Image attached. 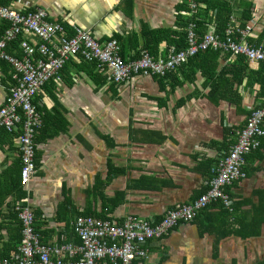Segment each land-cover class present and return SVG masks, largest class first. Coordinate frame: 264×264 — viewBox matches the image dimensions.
Returning a JSON list of instances; mask_svg holds the SVG:
<instances>
[{
  "label": "crops",
  "instance_id": "obj_1",
  "mask_svg": "<svg viewBox=\"0 0 264 264\" xmlns=\"http://www.w3.org/2000/svg\"><path fill=\"white\" fill-rule=\"evenodd\" d=\"M228 2L237 26L249 31L248 40L264 46V0ZM8 5L24 12L45 8L52 22L68 30L78 26L100 42L118 39L126 60L146 46L153 56L166 57L175 50L170 40L183 30L178 17L188 14L185 0ZM7 27L1 22L0 34ZM216 29L211 12L205 32ZM7 51L22 56L18 43ZM60 75V82L49 81L35 97L43 127L37 133V171L28 184L22 179L21 130L0 131V258L11 257L21 242L19 204L33 209L42 242L58 246L80 243L72 229L76 216L122 222L134 214L158 221L166 209L199 198L217 156L264 103V63L213 50L164 77L136 74L116 84L80 55ZM12 82V67L0 58V107ZM244 171L245 178L229 189L231 211L210 204L193 221L150 241L149 258L132 264H264V139L247 155Z\"/></svg>",
  "mask_w": 264,
  "mask_h": 264
},
{
  "label": "built area",
  "instance_id": "obj_2",
  "mask_svg": "<svg viewBox=\"0 0 264 264\" xmlns=\"http://www.w3.org/2000/svg\"><path fill=\"white\" fill-rule=\"evenodd\" d=\"M186 2L189 9L186 12L197 16L199 0ZM1 22L8 27L0 34V58L10 63L13 82L4 105L0 107V131L13 133L21 130L19 149L25 184L37 171V133L43 127L42 113L35 97L49 81H61L60 71L71 58L80 55L88 62H96L116 84L126 82L136 74L164 77L205 50L264 62V46L251 43L249 31L238 27L233 17L221 32L206 31L203 34L197 31V24L192 21L187 27L184 48L169 50L164 58L155 57L144 48L130 60L122 56L118 39L100 42L78 26L68 30L64 25L52 22L45 8L24 12L0 3ZM15 43H18L22 56L7 51ZM263 125L264 103L251 111L228 151L217 156L207 191L189 203L166 209L158 221L134 214H128L122 222L79 215L74 218L72 229L80 243L50 246L42 242L36 230L33 209L28 204L17 205L22 239L11 257L0 258V264H97L101 260L111 264H132L135 260L148 259L146 245L150 241L162 239L178 225L193 221L210 204L218 202L226 210H232L229 189L245 178L246 157L260 149L264 139ZM61 254L67 256L66 260H62Z\"/></svg>",
  "mask_w": 264,
  "mask_h": 264
},
{
  "label": "trees",
  "instance_id": "obj_3",
  "mask_svg": "<svg viewBox=\"0 0 264 264\" xmlns=\"http://www.w3.org/2000/svg\"><path fill=\"white\" fill-rule=\"evenodd\" d=\"M8 1L9 0H0V3L8 5ZM199 3H200L201 8H200V13H198L197 16H190V14H185V16L178 17L179 21L183 23V25H181L183 30L181 32H178V34H175L176 38L170 40V42L174 43L175 50L184 48L187 45V27L190 22L192 21L196 22L197 30L200 34H203L205 32L206 22H207V19L211 17V12H212V16L214 17V21L217 25L216 30L218 32H221L222 30H224L227 23H229V19L231 18L233 12L230 7V3L228 1L199 0ZM184 8H185V11H189L186 0H185ZM146 49L150 51L149 47L147 46H146ZM150 53L152 54V51H150ZM238 56H240L241 58L244 57V56L242 57V55H238ZM91 63H94L95 65H97L95 62H91ZM64 128H65V125H63L60 129L63 130Z\"/></svg>",
  "mask_w": 264,
  "mask_h": 264
}]
</instances>
